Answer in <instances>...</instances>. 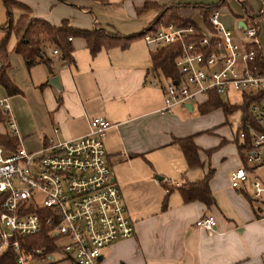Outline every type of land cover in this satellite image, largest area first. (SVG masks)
Returning <instances> with one entry per match:
<instances>
[{"label": "crops", "instance_id": "1", "mask_svg": "<svg viewBox=\"0 0 264 264\" xmlns=\"http://www.w3.org/2000/svg\"><path fill=\"white\" fill-rule=\"evenodd\" d=\"M12 1L25 5L30 17L44 19L51 25L58 26L65 20L75 29L92 30L98 26L130 35L147 29L156 15L153 9L136 12L145 1L168 6L175 3L209 4L217 0H124L114 4L107 0L105 4L90 0L65 3L55 0ZM243 1L253 14H259L256 40L264 62V2L260 7L259 0ZM218 10H226L237 21L244 19L237 0H226ZM101 11L108 15L99 18ZM10 13L14 17L21 11L13 8ZM5 21V7L0 0V26ZM68 41L72 49V62L68 65L50 52L55 56L53 60L51 58L50 69L36 63L25 66L26 74L17 78L12 74L7 58L6 74L18 93L6 95V98L9 101V97L18 96L24 101L21 85L27 80L32 87L38 88L41 96L43 125L37 134L32 133L28 124L20 123L15 110L12 118L14 122L16 118L18 121L15 124L18 139L14 137L17 143L24 139L35 140L41 148L55 141L79 137L87 132V121L92 117L104 118L112 124L102 138L104 156L133 231L131 237L107 246L105 263L101 253L102 264H264V208L252 201L248 182L239 188L230 186V171L242 165L236 145V156L230 154L223 170L215 172L212 164L207 162V156L201 155L198 138H195L202 132L186 123L189 121L186 113L192 111V105L190 109L183 104L161 111L163 83L158 82L150 69L152 49L139 37L125 49L112 46L91 55L81 37H71ZM13 45L10 50L18 55L13 51ZM52 76L57 77L58 90L48 83ZM206 99L200 100L196 106ZM4 133H7L6 129L0 122V134ZM186 136L193 137L200 166L188 168L183 155L172 144L173 138ZM209 171L208 186L214 205L206 208L199 201L183 203L179 194L172 190L167 195L166 208L161 210L164 182L173 186L192 182L203 178ZM153 173L161 179L156 181L154 176L158 175ZM203 215L213 217V229L194 226V221ZM149 232L154 236L152 253L145 254L142 260L136 256L133 261L141 237ZM116 254L119 258L115 260Z\"/></svg>", "mask_w": 264, "mask_h": 264}, {"label": "built area", "instance_id": "2", "mask_svg": "<svg viewBox=\"0 0 264 264\" xmlns=\"http://www.w3.org/2000/svg\"><path fill=\"white\" fill-rule=\"evenodd\" d=\"M218 15L217 9L194 19V26H153L141 38L152 52L162 45L175 46L173 65L179 77L165 78L162 112L198 103L209 93L221 97L236 91L240 101L249 100L250 118L241 120L236 133L246 167L231 170L229 181L233 188L248 182L252 200L258 201L264 192V173L262 182L255 174L264 168V71L255 64L258 25L243 19L244 27L235 37ZM51 52L58 56L56 49ZM0 116L6 132L18 139L6 97L0 99ZM111 125L92 117L84 135L55 141L36 152L0 146V257L11 248L12 264H52L56 252H65L72 264H102V248L132 236L104 156L102 138ZM194 226L211 230L215 221L203 215ZM42 231L53 237L52 252L12 239L15 234L32 237ZM9 261L3 257L0 264Z\"/></svg>", "mask_w": 264, "mask_h": 264}, {"label": "trees", "instance_id": "3", "mask_svg": "<svg viewBox=\"0 0 264 264\" xmlns=\"http://www.w3.org/2000/svg\"><path fill=\"white\" fill-rule=\"evenodd\" d=\"M58 2H68L69 0H55ZM100 3H106V0H90ZM242 9V18L249 20L251 23H256L259 14H253L251 9L246 5L243 0H237ZM6 12L5 24L0 26L2 37L0 39V85L4 88L8 96L18 93L16 87L11 83L7 74L6 68L7 54L6 46L10 36L14 38L13 51L21 56L26 67H31L36 63L44 64L50 69L51 58L46 57L43 51L44 48L50 47L58 51V58L62 63L68 65L72 62L71 46L67 37H81L89 50L90 54H94L101 48H109L117 46L120 49H125L129 43L142 36L147 30L153 26L166 25L172 23L177 27H184L187 25L194 26V17L205 18L208 14L219 9V7L225 5L226 0H218L215 3L202 4V3H175L166 5H158L155 2L145 1L142 7L136 8V12H142L145 10L153 9L156 12L155 17L150 22V26L140 33L121 35L115 31H108L102 27H95L92 30H80L70 27L65 20L61 21L60 25L55 26L49 24L46 20L41 18H32L27 14L28 8L12 0H2ZM18 9L21 13L13 19L10 13L11 9ZM175 56L174 45H162L159 46L154 52L150 54V69L154 73L156 79L160 83V77L163 78H178L179 74L173 65V59ZM255 64L259 70L264 71V62L260 55L259 50L255 54ZM249 100L245 97L242 98L240 103L228 104L224 102L220 96L209 93L207 99L197 105V110L200 114L207 113L215 108H220L222 113L227 116L233 113L236 109H239L242 113V119H249L248 113ZM2 117L0 116V122ZM10 136L8 133L0 134V146L13 150ZM12 137V136H11ZM237 139V137H236ZM236 142V140H235ZM172 144L175 145L185 160L188 168L200 166L201 163L197 156V147L193 142L192 136L173 138ZM237 151L241 163L246 167L244 163L243 154L241 152V146L236 142ZM207 154L210 152L206 150ZM210 171L203 176V178L192 181L183 182L179 185H169L163 183L165 195L161 201V210L166 208V199L170 191L175 190L183 203L192 201H199L204 204L206 208L214 205V199L211 195L208 180L210 177ZM244 193V192H243ZM1 197V196H0ZM247 201L251 200L245 194ZM1 201V198H0ZM12 239L17 240L24 246L44 247L47 252H52L53 237L42 231L32 237H23L15 234ZM14 252L11 248H7L4 255L0 257H9L12 264V257Z\"/></svg>", "mask_w": 264, "mask_h": 264}, {"label": "rangeland", "instance_id": "4", "mask_svg": "<svg viewBox=\"0 0 264 264\" xmlns=\"http://www.w3.org/2000/svg\"><path fill=\"white\" fill-rule=\"evenodd\" d=\"M111 2L112 4L121 2L124 0H107ZM218 1V0H217ZM215 1V2H217ZM235 2V0H233ZM260 1V7L262 6V3L264 0ZM214 2V3H215ZM94 14V13H93ZM107 12H99L98 17L101 18L103 16H107ZM17 15H12V17L15 19ZM264 19V14H263ZM218 20L220 23L231 30L235 37L240 36V30L237 28V19L234 18L230 13H228L226 10L219 11ZM14 42L13 36L9 37L7 46H6V54L7 58L9 60L12 74H16L17 78L23 77L26 73V67L20 58V56L14 54L11 52V48ZM45 55L47 57L52 58L53 55H51V48L46 47L43 49ZM263 58H264V52ZM51 60V61H52ZM21 69L23 71H21ZM43 69V67H41ZM166 82L165 78L160 77V83ZM22 90L24 92V101H21L18 96H15V98L9 97L8 105L9 111L12 113L11 117H15V110L17 109V115L19 116L20 123L26 125L28 124L30 129L32 130V133L37 134L40 132V128L43 125V108L41 107V96L40 92L37 87H32L31 84L28 82V80L24 83H22ZM19 88V87H18ZM7 94L4 93L2 88L0 87V99L7 97ZM221 99L226 103H236L239 101V93L236 91H228L225 95L221 96ZM16 106H14V102ZM192 105V111L189 113H186L182 108L180 110L184 113H186L187 124H190V126L194 129L199 128L198 132H202L199 136H196L195 138H198L199 141V147H200V153L203 157L206 158L207 156V162L209 164H212V168L217 171H222L226 161L229 159L230 154L234 153L236 156V142L240 143V140L236 139V133L240 127V122L242 119V113L239 109H236L233 113L225 116L222 114V111L220 109H212L211 111L200 114L197 110L196 102L192 101L190 102ZM10 113V114H11ZM13 117V118H14ZM18 123L17 118L15 124ZM34 128V129H33ZM29 129V128H28ZM204 131V132H203ZM225 140L224 142H220V140ZM11 144L13 148H16L18 146H23L22 148L26 152H36L40 149V145L37 141L29 140L25 141L24 139L22 142L17 143V140L14 137L10 136ZM234 140L236 142L234 143ZM223 143V144H222ZM22 144V145H21ZM205 150H209L210 152L208 155L206 154ZM214 164V165H213ZM264 173V168L258 169L255 171V174L258 175V180L261 182L263 179L261 178L262 174ZM158 175L156 173H153V175ZM159 176V175H158ZM246 192H248V187L246 188ZM176 193V192H175ZM253 202L261 205L264 208V192L261 194L260 199L258 201ZM137 224H135L136 229ZM145 233H148V231H145ZM153 232H149V234H145L141 237L140 244L138 247L137 252L133 255V261H136V256L139 257L138 260H142L144 255L146 256L148 254L152 253V249L155 246L154 244V236L152 235ZM108 247H104L101 249V253L104 255V263H105V256L107 253ZM141 251L144 253L142 254ZM132 253V252H131ZM54 257V263L52 264H72V262L67 258V255L65 252H56L53 254ZM118 257L116 254L115 259ZM141 257V258H140ZM119 258V257H118ZM118 260V259H117ZM103 263V264H104Z\"/></svg>", "mask_w": 264, "mask_h": 264}, {"label": "water", "instance_id": "5", "mask_svg": "<svg viewBox=\"0 0 264 264\" xmlns=\"http://www.w3.org/2000/svg\"><path fill=\"white\" fill-rule=\"evenodd\" d=\"M237 27H244V24H243V22H242L241 20L237 21ZM48 83H49L50 85H52L56 90L59 89V85H58L57 77H56V76H52V77H50V78L48 79ZM185 107H186L187 109H190V108H191V104H190V103H185ZM154 179H155L156 181H159V180L161 179V177H159V176H154ZM97 260L100 261V260H101V256H99V257L97 258Z\"/></svg>", "mask_w": 264, "mask_h": 264}]
</instances>
